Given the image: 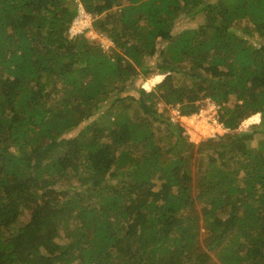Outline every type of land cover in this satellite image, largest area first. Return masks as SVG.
Returning a JSON list of instances; mask_svg holds the SVG:
<instances>
[{
  "label": "trees",
  "instance_id": "16d2710c",
  "mask_svg": "<svg viewBox=\"0 0 264 264\" xmlns=\"http://www.w3.org/2000/svg\"><path fill=\"white\" fill-rule=\"evenodd\" d=\"M0 264H264V0H0Z\"/></svg>",
  "mask_w": 264,
  "mask_h": 264
},
{
  "label": "built area",
  "instance_id": "2783aa9c",
  "mask_svg": "<svg viewBox=\"0 0 264 264\" xmlns=\"http://www.w3.org/2000/svg\"><path fill=\"white\" fill-rule=\"evenodd\" d=\"M94 20V16L89 13L81 3H78L76 15L74 16L68 30L70 37L76 38L85 33H90L92 39H97L98 43L104 51L111 52L115 47L113 40L106 37L105 34L99 33L95 30ZM199 103L200 109L193 115H185L178 107L173 108L170 112L171 120L183 126L187 131L191 130L192 128L187 125L188 120L196 119L198 121L199 117L204 118L208 123H215L219 125V127L225 128L218 121L220 109V106L218 104H216L209 98L204 99Z\"/></svg>",
  "mask_w": 264,
  "mask_h": 264
},
{
  "label": "rangeland",
  "instance_id": "374dc122",
  "mask_svg": "<svg viewBox=\"0 0 264 264\" xmlns=\"http://www.w3.org/2000/svg\"><path fill=\"white\" fill-rule=\"evenodd\" d=\"M198 22L199 20H195ZM181 27L186 26L188 23L187 22H182ZM100 33V32H99ZM106 36V35H105ZM108 37V36H106ZM92 38V36H91ZM109 38V37H108ZM97 40V39H95ZM112 52V51H111ZM151 62L153 63V66L156 67L158 64V59H151ZM164 78V75L161 74L159 71H155L149 78H147L141 86L146 88L148 91L151 90L157 83H159L162 79ZM173 108H171L172 110ZM170 110V112H171ZM260 119V115L256 114L254 116H251L247 118L245 121L242 122L241 127L242 128H247L251 124L258 122ZM187 125L192 127L191 130L187 131L185 129V132L187 133L189 139L191 141H194L195 143H200L201 141L207 139V138H213L218 135H224L228 133L229 129H225L223 127H219V125L215 123H208L204 118L196 119L194 120H188Z\"/></svg>",
  "mask_w": 264,
  "mask_h": 264
}]
</instances>
